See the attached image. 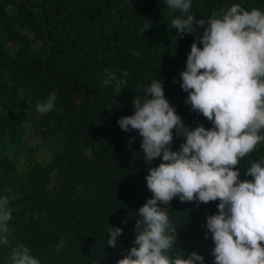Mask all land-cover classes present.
I'll list each match as a JSON object with an SVG mask.
<instances>
[{
	"label": "trees",
	"instance_id": "trees-1",
	"mask_svg": "<svg viewBox=\"0 0 264 264\" xmlns=\"http://www.w3.org/2000/svg\"><path fill=\"white\" fill-rule=\"evenodd\" d=\"M236 3L264 11V0H192L190 11L206 19ZM178 15L166 0H0V196L13 217L0 264H11L17 244L40 264H117L134 246L138 210L152 197L148 169L162 157L146 163L142 137L117 121L134 114L133 98L156 79L186 126L212 127L185 103L181 73L195 34L177 35ZM109 70L115 79L105 86ZM53 91L55 109L37 112ZM27 135L39 140L29 144ZM183 142L174 130L172 150ZM261 158L264 142L241 159L240 180L251 179L246 169ZM219 203L176 197L160 205L184 258L195 251L214 264L206 223ZM109 225L123 228L116 248L107 245Z\"/></svg>",
	"mask_w": 264,
	"mask_h": 264
},
{
	"label": "clouds",
	"instance_id": "clouds-1",
	"mask_svg": "<svg viewBox=\"0 0 264 264\" xmlns=\"http://www.w3.org/2000/svg\"><path fill=\"white\" fill-rule=\"evenodd\" d=\"M166 3L180 13L171 21L177 35L195 34L181 73V88L189 93L185 103L212 127L186 126L156 79L144 88L143 98H133L134 114L117 121L123 131L136 130L142 137L146 163L162 157L148 169L152 197L138 210L134 246L117 264H203L204 257L195 251L184 258L183 251L174 250L177 230L160 205L176 197L198 204L220 201L218 213L206 223L215 245L214 264H264V158L250 162L245 174L251 179L240 180L237 170L241 159L264 142V11L236 3L197 19L190 11L192 0ZM114 79L107 71L105 86ZM56 99L51 92L36 104L37 112L53 111ZM174 130L184 141L177 151L171 148ZM12 218L9 197L0 196V245H9ZM107 230V245L116 248L123 228L109 225ZM64 247L61 240L57 250ZM9 260L40 264L23 244L11 248Z\"/></svg>",
	"mask_w": 264,
	"mask_h": 264
},
{
	"label": "rangeland",
	"instance_id": "rangeland-1",
	"mask_svg": "<svg viewBox=\"0 0 264 264\" xmlns=\"http://www.w3.org/2000/svg\"><path fill=\"white\" fill-rule=\"evenodd\" d=\"M27 143L34 145L39 138L37 136H34L33 138L30 136H26L25 137ZM38 158L40 159V161H42L43 163H46L49 160V151L46 150L45 148H41L38 152H37Z\"/></svg>",
	"mask_w": 264,
	"mask_h": 264
}]
</instances>
